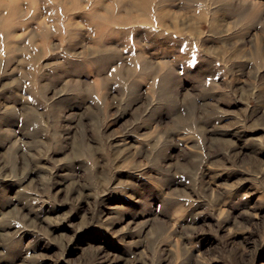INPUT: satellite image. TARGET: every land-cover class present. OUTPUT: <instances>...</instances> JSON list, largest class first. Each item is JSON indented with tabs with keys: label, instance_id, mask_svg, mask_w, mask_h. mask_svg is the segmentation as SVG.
Returning a JSON list of instances; mask_svg holds the SVG:
<instances>
[{
	"label": "rangeland",
	"instance_id": "1",
	"mask_svg": "<svg viewBox=\"0 0 264 264\" xmlns=\"http://www.w3.org/2000/svg\"><path fill=\"white\" fill-rule=\"evenodd\" d=\"M0 264H264V0H0Z\"/></svg>",
	"mask_w": 264,
	"mask_h": 264
}]
</instances>
